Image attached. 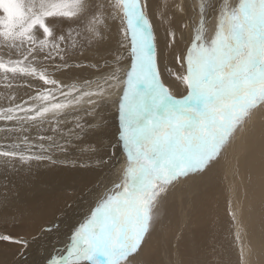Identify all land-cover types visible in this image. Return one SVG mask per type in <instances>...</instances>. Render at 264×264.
<instances>
[{"label": "snow or ice", "instance_id": "1", "mask_svg": "<svg viewBox=\"0 0 264 264\" xmlns=\"http://www.w3.org/2000/svg\"><path fill=\"white\" fill-rule=\"evenodd\" d=\"M151 4L0 0V82L5 89L21 80L42 82L28 99L16 102L9 94L7 106L0 105V206L9 203L12 177L21 169L67 162L59 156L77 147L102 167L115 157L117 145L124 155L117 178L72 232L67 256H51L45 264H137L171 189L219 162L253 114L264 109V0H161L150 11ZM188 11L194 34L185 54L176 56L183 71L173 75L186 89L177 97L161 78L153 16L169 25L171 47L177 42L171 24ZM89 50L95 63L73 61ZM125 52L131 58L126 68ZM70 68L99 75L68 84L55 78ZM114 96L115 144L104 145L106 123L98 110ZM89 134L100 141L80 147L76 142ZM229 214L237 224L236 212ZM235 240L241 264H248L239 232ZM0 241L19 246L20 256L29 246L28 239L11 234H0Z\"/></svg>", "mask_w": 264, "mask_h": 264}, {"label": "bare ground", "instance_id": "2", "mask_svg": "<svg viewBox=\"0 0 264 264\" xmlns=\"http://www.w3.org/2000/svg\"><path fill=\"white\" fill-rule=\"evenodd\" d=\"M171 2L172 0H170V3ZM184 2L186 3L187 1L184 0ZM158 4V0H152L150 11L154 10ZM153 22L158 36L157 40L159 41L156 43V51H159V59L162 64H160L161 77L166 79L167 75L165 74V70L167 64L165 60L167 59L169 65H174V52L171 51L165 54L167 52V37L165 30L169 25L161 24L155 19V16H153ZM212 23L214 24L215 22L212 21ZM211 25L212 24H210V26ZM209 28L211 30L212 26ZM208 35L211 37L210 34ZM174 69L176 72L179 70L177 68ZM170 85L173 92L178 93L180 91V85L173 82V79L170 81ZM113 108L110 110L112 114ZM261 110V113L257 111L253 114L245 130L237 134L233 143L227 148L219 162L213 164L210 168L212 169L210 172H212L213 176L205 183L210 184L215 190L203 191L201 205L196 204V198L198 195L200 196L202 194L203 185H201V179L203 180V174L190 176L189 179L186 180L188 185L185 189L182 190L181 186L178 190V198L176 197V200L172 203L169 202L167 204L166 201L163 204L161 215L166 214L167 216L165 224L154 231V238L151 237L147 240L143 251L140 256L137 257V264H201L204 259H208L201 253L203 249L209 246L206 244V240L214 236L218 242H223V238H225L223 234H226V231L227 236L225 239H228V242L230 241L229 232L232 230L231 224L233 221L229 213L233 210L236 212V205L237 202L242 199L241 196L244 192V187L246 188L245 198L247 205L244 208V212L240 209V212H242L240 213L242 214L240 215L241 218L246 211L248 212L245 217V225L243 224L242 226V228L245 227L246 230L245 233L241 235L240 243L244 245L246 253L245 258L248 264H264V197H260V193H264V109ZM115 115L117 117V113L112 115L114 122L116 121L114 118ZM257 128L258 130L260 129V131H257ZM106 133L108 138L113 135V130L109 129L108 125L106 127ZM254 134H258V137L255 141L253 140V142L250 143L249 140L253 138ZM90 137H92V140L94 138V142H99L101 139L99 136L93 134ZM105 139L106 136L103 137V141ZM249 147L250 149L247 150ZM242 148L244 149L242 150ZM100 155H104V153L100 152L98 156ZM98 156L96 158H98ZM59 159L67 162H61L55 165H50L46 162L39 165L34 164L30 170L27 168L21 169L18 175L12 177L13 186L9 194V203L6 207L0 206V234H11L29 240V246L24 251V256H18L15 264H37V258L45 262L46 259L54 255L67 256V252L64 254L63 251L67 250V246L70 244L71 234L75 230L76 224L80 222L78 221L79 202L73 205L75 200L74 197H78V200L80 198L82 200H87L88 203H85V208H87V206L93 201H96L98 196L101 195L105 185L110 184V181L115 180L118 176H116L115 170H113L114 173L111 175H106L103 170L108 166H97L95 158L88 152L84 153L79 151V153H77L75 151L74 154L71 153V155H67L66 157L61 155ZM115 160L116 159H114L113 162H115ZM113 162H111L112 165ZM120 163L121 162H119V164ZM99 169L102 170L100 171ZM100 174L102 178L97 184L94 179ZM86 189L88 191L90 190V193ZM189 189H191V192ZM181 191H183V193ZM0 192H3V189H0ZM227 194L228 199H226ZM250 194L251 200L249 202ZM221 199L223 202L229 200V203L226 205V209L228 210H226L228 212V224L221 223L220 221L222 219L219 221L216 218V213L221 211ZM89 200H92L90 204ZM83 205L84 204H81V207ZM164 205L167 208L166 211ZM189 211L194 215L193 220L189 218ZM179 213L182 215V223H180L181 219ZM66 217H68L69 220H64ZM252 217L254 218L252 219ZM212 223H215L217 225L216 227L224 231L218 228L215 229ZM175 226H178L177 230H175ZM155 228L157 227L155 226ZM47 229L51 230L48 231ZM242 231L244 232V230ZM249 232L251 233L252 240L254 239L255 241H253V249L251 248L252 256L250 255V257ZM176 233L181 235L179 240L175 238ZM150 236H152V233ZM30 238H32V241ZM231 241L232 244L229 242L230 244L226 247L229 256L230 252L234 249V241ZM150 243L151 245H149ZM157 245L161 247L159 246V248H157ZM174 247L179 248V256L178 254H174ZM18 248L19 246L11 242L0 241V264H7L9 261L14 260V257L19 251ZM35 252L36 257L34 256ZM231 261L234 260L229 259L228 264H232Z\"/></svg>", "mask_w": 264, "mask_h": 264}, {"label": "rangeland", "instance_id": "3", "mask_svg": "<svg viewBox=\"0 0 264 264\" xmlns=\"http://www.w3.org/2000/svg\"><path fill=\"white\" fill-rule=\"evenodd\" d=\"M185 1H187L186 2V4H192V3H194L195 2V0L193 1V0H185ZM192 1V2H191ZM214 2H218V0H214ZM232 2L233 3H235V0H232ZM158 3H161V0H158ZM180 16H182V17H180ZM189 20H187L186 18ZM192 17H193V13L191 12V11H188L187 12V14L186 15H177L176 17H175V19H174V21H173V23L171 24V28L173 29V30H175V32H176V35H177V42L174 44V45H172L171 47H167V52L165 53V54H168V52H174V55H173V61H174V65H169L168 63H167V59L165 60V63L167 64V68H166V72H165V74L167 75L166 76V79L164 78V77H161L162 79H164L163 81H164V83L168 86V87H170L171 88V85H170V81H172V79H173V82H175V83H177L178 85H180V91L177 93V92H173V90H172V92H173V94H175L177 97H180V96H183V95H186V89L184 88V86L179 82V81H177L176 79H175V76L173 75V73H180V71L182 72L183 71V69L180 67V65L177 63V61H176V56L177 55H180V56H183L184 54H185V52H186V49L188 48V46L190 45V43H191V40H192V38H193V23H192ZM196 19L198 20V16L196 17ZM187 20V21H186ZM212 21L213 22H215V19L213 18L212 19ZM192 24H191V23ZM184 23H187V25H188V27L187 28H185V27H183V24ZM153 24H154V22H153ZM191 24V25H190ZM212 25V29L210 30V28H209V32H208V34H210V35H212V31L214 30V25H215V23L213 24V23H211ZM210 25H209V27H211ZM61 27H64L65 28V30H67V27H68V25L67 24H64V25H62ZM114 33H112V39H111V41H110V43H109V47L110 48H115L116 47V44H115V31H113ZM211 32V33H210ZM189 33H191V34H189ZM156 36H157V34H156ZM209 36V35H208ZM158 37V36H157ZM209 38H210V36H209ZM157 42H159L158 40L156 41V43ZM159 46V45H158ZM156 50H157V48H156ZM157 52V51H156ZM157 55H158V59H159V56H160V54H159V51L157 52ZM73 61L74 62H77V63H79V62H81V61H83V62H85V63H95L96 62V58H95V51L94 50H89V51H86L85 52V54H84V56H79V55H77V56H74L73 58ZM130 63H131V58H130V56H128V54L125 52L124 53V60H123V62H122V65H121V67H124V68H126L128 65H130ZM160 64H161V61H160V59H159V66H160ZM162 65V64H161ZM174 68H177V69H179L177 72H176V70L174 69ZM57 74V75H56ZM55 74V78H57V79H59L61 82H63V83H65V84H68V83H72L73 81H76V82H82L83 80H85V79H94V78H96V76H98L99 75V73H96L95 72V70L94 69H91V68H70V69H67V70H65V71H63V72H61V74H60V72H57ZM60 75V76H59ZM66 81V82H65ZM168 82V83H167ZM29 84H31L32 85V89L31 88H29ZM18 86V87H16V86ZM42 85V82H39V81H36V80H31V79H29V80H27V81H25V80H21V81H19L18 83H14V86H13V88L12 89H5L4 87H3V83L2 82H0V105H4V106H7V101H6V99H4V97H6V96H8L9 94H14L15 96H16V98H17V101L16 102H20L21 100H26V99H28V97L29 96H31V95H34L35 94V91H36V89L38 88V87H40ZM28 87V88H27ZM172 89V88H171ZM180 93V94H179ZM117 99V97L116 96H114L113 97V102H109V103H107V104H105V105H103L99 110H98V116H100V117H102L103 118V120H104V122L106 123V127H107V125H108V128L109 129H111V130H113V135L111 136V137H109L108 138V135H106V139L103 141V144L105 143L106 145H108V144H115V139H116V133H117V129L116 128H118V126H117V124H118V119H117V117H116V115H115V122H116V124H115V122L113 121V114H115V113H117V111H116V104H115V100ZM114 107V108H113ZM113 108V114H112V112H110V110ZM262 112V110H260V111H258V113H261ZM108 114H110V115H108ZM110 116V117H109ZM112 116V117H111ZM85 119L87 120V119H89L88 117H85ZM113 124V125H112ZM0 125H2V122H0ZM117 126V127H116ZM256 128V127H255ZM255 128H254V130H255ZM257 131H260V129L258 130V128L256 129ZM259 133V132H258ZM33 135L35 134L34 132L32 133ZM92 134H89L88 136H86V138L83 140L84 141V143H83V141H77V144L78 145H80L81 147H84V148H87L88 147V144H89V142H94V138H93V140H92V137H90ZM257 135V136H256ZM254 134L253 135V138H251L250 140H249V142L250 143H252L253 142V140L255 141V139L258 137V134ZM115 137V138H114ZM89 140V141H88ZM88 141V142H87ZM112 141H113V143H112ZM80 144H79V143ZM0 143H3V141H0ZM250 143H249V146H250ZM84 144V145H83ZM86 144H87V146H86ZM104 144V145H105ZM120 146H117L116 147V155H115V157H113L112 158V160L110 161V163H109V165H108V167L107 168H105V170H103L104 171V173L106 174V175H111L112 173H114V171L113 170H115V173H116V176L117 175H119L118 173L120 172L119 170L120 169H122V163H123V161H124V155H123V152H122V150H120L121 149V147L119 148ZM243 147V146H242ZM118 148H119V150H118ZM245 148H247V147H245ZM244 148H242V150H243ZM250 149V147L247 149V150H249ZM246 150V151H247ZM75 151L77 152V153H79V147L76 149V148H74V151L73 150H71L67 155H71V153L72 154H74L75 153ZM119 151V152H118ZM245 151V152H246ZM84 153H86V151L84 152ZM119 154V155H118ZM66 155V156H67ZM65 156V157H66ZM120 158H119V157ZM120 160H119V159ZM114 159H116L115 160V162H113V160ZM111 162H113V165L111 164ZM119 162H121L120 164H119ZM118 164V165H117ZM116 166V167H115ZM117 167H118V170H117ZM111 168V169H110ZM115 168V169H114ZM120 168V169H119ZM222 168V167H221ZM103 169V168H102ZM102 169H99L100 171L102 170ZM98 170V171H99ZM117 170V171H116ZM212 169H209V170H207L206 172H204L203 173V180L201 179V185H203V188H202V194L199 196H197V198H196V204L197 205H201V202H202V199H203V191L205 192L206 190L207 191H210L211 189H213V190H215V188L214 187H211V185L210 184H206L205 182H207L210 178H212V172H210ZM111 171V172H110ZM101 175V174H100ZM97 176V178H95L94 179V181H95V183L97 182V184L100 182V180H101V178H102V175L101 176ZM114 176V175H113ZM192 176V175H191ZM189 178H187V179H184V180H182L180 183H178L174 188H172L171 189V191L169 192V196H167L166 198V200L164 201V203L167 201V204L170 202V203H172L173 201H175L176 199V197L178 198V190L181 188V186H182V190H184L185 189V187L188 185L187 184V182H186V180H188ZM93 181V182H94ZM105 187H110V184H108V185H105ZM105 187L103 188V190H102V192H101V194L103 193V191L105 190ZM86 188V187H85ZM244 189V192H243V194H242V199H240L238 202H237V205H236V214H237V218L239 219L238 220V223L237 224H234L233 222H232V224H231V228H232V230H231V232H229V237H230V243L232 242L231 240H233L234 241V249L230 252V256L227 254V251H226V247L230 244L229 242H228V239L226 240L225 238H226V236H227V232L225 231V233L226 234H223V237H225V238H223L224 239V241L223 242H218V240L214 237V236H212V238H211V240H210V238L208 239V240H206L205 242H206V244H208L209 246H208V250L205 248V249H203L202 250V254H204V257L205 258H208V259H204V257H203V259H204V261H202L201 262V264H210V260H211V264H228L229 263V259H232V260H234V261H231L232 262V264H241V258H240V253L238 252L239 251V244H238V242L235 240V238H234V236H235V233H237V232H239L240 233V236L243 234V233H245V227H243L242 228V226H243V224L246 222V220H245V217H246V214H247V212L248 211H246L245 213H244V215L242 216V218H241V216L240 215H242V214H240V213H242V212H244V208H245V206L247 205L246 204V198H245V195H246V192H245V187L243 188ZM87 190V189H86ZM190 190V192H191V189H189ZM88 191V190H87ZM90 191V190H89ZM88 191V192H89ZM182 193H183V191H181ZM90 193V192H89ZM171 193V194H170ZM177 193V194H176ZM251 194L249 195V202H250V200H251ZM260 197L262 198V197H264V193H260ZM74 204L73 205H75L76 203H78L79 202V207H78V212H79V216H78V221H80L78 224H76V227H78L79 226V224L81 223V222H83V220L87 217V215L89 214V211H90V209L94 206V202L95 201H93L92 202V200H89V206H87V208H85V203H88L87 202V200H82L81 198L78 200V197H74ZM226 199H228V194L226 195ZM187 200V199H186ZM229 201V200H228ZM228 201H222V199H221V201H220V210L222 211H220V212H218V213H216V218L220 221L221 219V223H225V224H228V210L226 209V205L229 203ZM81 204H84L82 207H81ZM194 204V203H193ZM239 205H240V207H239ZM165 206V205H164ZM223 206V207H222ZM250 206V205H249ZM191 207H192V205H191ZM190 207V208H191ZM84 208V209H83ZM224 210H223V209ZM240 209H241V211L242 212H240ZM167 210V208H166V206H165V211ZM227 210V211H226ZM247 210H248V208H247ZM225 211V212H224ZM238 212H239V215H238ZM88 213V214H87ZM221 213H222V215H221ZM189 218L191 219V220H193V218H194V215H192V213H190V211H189ZM221 216H220V215ZM218 216V217H217ZM76 217V216H75ZM179 217H180V219H181V221H180V223H182V215L179 213ZM220 218V219H219ZM254 217H252V219H253ZM69 220V218L68 217H66L64 220ZM166 219H167V216H166V214H164V215H160V219H159V221H158V223L155 225L157 228H155L154 230H153V232H152V236H149V238H151V237H153L154 238V231L156 230V229H159V228H161L164 224H165V221H166ZM241 219H243V220H241ZM66 220V221H67ZM74 220H75V218H74ZM82 220V221H81ZM224 221V222H223ZM241 221V222H240ZM244 221V222H243ZM250 221V220H249ZM243 222V223H242ZM179 223V225L181 226V224ZM183 224H184V222H183ZM61 225V224H60ZM234 227H233V226ZM245 225V224H244ZM212 226H214V228L215 229H217L218 227H216L217 225L215 224V223H212ZM71 227H72V225H71ZM177 228H178V226H175V230H177ZM258 228V227H257ZM218 229H220V230H222L221 228H218ZM236 229V230H235ZM242 230H244V232L242 231ZM222 231H224V230H222ZM211 232H212V230H211ZM211 234V233H210ZM180 234H177L176 233V235H175V238L177 239V240H179L180 239ZM214 237V238H213ZM149 238H148V240H149ZM232 238V239H231ZM31 239V241H32V238H30ZM212 239H214V240H212ZM223 239H221V240H223ZM245 239H246V237H245ZM216 240V241H215ZM249 257H250V255L252 256V251H251V248L253 249V247H252V245H253V241H254V239L252 240V237H251V233L249 232ZM210 241V242H209ZM214 241H215V243H214ZM208 242V243H207ZM218 244H217V243ZM255 242V241H254ZM70 243V242H69ZM250 243H252V244H250ZM211 244V245H210ZM232 244V243H231ZM6 245H7V243H6ZM149 245H151V243L149 244ZM212 245H213V247H212ZM159 246L160 245H157V248H159ZM224 246V247H223ZM161 247V246H160ZM213 248V249H212ZM19 249V251L17 252V254H16V256L14 257L15 259L14 260H11V261H9L7 264H15V262H16V258L18 257V256H20V255H18V253L21 251V249L20 248H18ZM212 249V250H211ZM26 249H24L23 251H25ZM173 250H174V254H178V256H179V248H177V247H174L173 248ZM238 250V251H237ZM17 251V250H16ZM209 251V252H208ZM37 252V251H36ZM36 252L34 253V256L36 257ZM64 252V254H66V252H67V250H64L63 251ZM208 252V253H207ZM235 252V253H234ZM205 253H206V255H205ZM215 253V254H214ZM218 254V255H217ZM236 255V256H235ZM23 256H24V254H23ZM217 256V257H216ZM235 256V257H234ZM233 257V258H232ZM238 257V258H237ZM50 259V258H49ZM202 259V260H203ZM210 259V260H209ZM216 259V260H215ZM218 259V260H217ZM220 259V260H219ZM207 260V261H206ZM213 261V262H212ZM214 261H215V263H214ZM220 261V262H219ZM217 262V263H216ZM37 264H45V262H43L41 259H39V258H37Z\"/></svg>", "mask_w": 264, "mask_h": 264}]
</instances>
